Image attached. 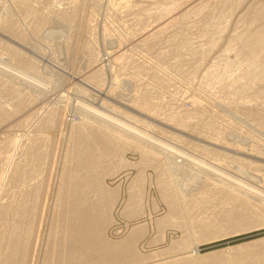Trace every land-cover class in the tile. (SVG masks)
<instances>
[{
  "label": "rangeland",
  "instance_id": "obj_1",
  "mask_svg": "<svg viewBox=\"0 0 264 264\" xmlns=\"http://www.w3.org/2000/svg\"><path fill=\"white\" fill-rule=\"evenodd\" d=\"M25 1L33 8L31 14H24L17 0H0V61L19 66L8 49L20 48L37 60L23 68L48 85L43 92L0 71V113H5L0 117V172L19 138L11 169L39 154L38 175L18 186L17 200L30 188L39 195L27 225L33 237L23 264H50L48 259L64 264L56 250L57 190L79 138L74 131L84 119L82 113L71 115L78 100L208 161L228 177L160 152L157 170L132 140L119 152L100 153L106 165L96 173L112 193L103 238L119 249L126 242L123 246L137 255L117 264H264V78L245 74L252 63L264 72V0H128L130 12L123 0ZM11 21L24 39L10 32ZM35 21H43L38 30ZM257 43L261 46L255 50ZM186 45L187 53L181 51ZM180 56L183 64L176 63ZM80 79L108 90L107 96L84 92ZM235 86L248 87L246 95L233 93ZM55 105L62 110L63 127H45L46 134L52 132L48 140L29 147L43 110ZM157 107L175 118L154 115L151 108ZM183 114L189 119L181 124ZM94 124L99 130V122ZM105 133L118 137L112 130ZM91 148L93 153L105 151L96 143ZM175 161L176 169L169 167ZM161 177L176 186L169 198ZM12 179L10 172L5 187ZM89 195L96 199L95 191Z\"/></svg>",
  "mask_w": 264,
  "mask_h": 264
},
{
  "label": "bare ground",
  "instance_id": "obj_2",
  "mask_svg": "<svg viewBox=\"0 0 264 264\" xmlns=\"http://www.w3.org/2000/svg\"><path fill=\"white\" fill-rule=\"evenodd\" d=\"M112 1H114V0H112ZM122 3H121L122 6L125 9L129 10L128 12H130V9L133 8V5L128 0H126V1L123 0ZM17 4H18L19 8L24 12V14L27 13V15H28V14L32 13L33 8L30 6V3L28 1L17 0ZM109 4H111V3L109 2ZM117 4H118V2H117ZM121 4L119 3V5H121ZM139 5H141V4H139ZM152 8H155V7L153 6ZM261 11H263V10H261ZM172 13H173V11H172ZM46 18L44 19L45 21L48 20ZM137 19H139V18H137ZM35 22H36L35 26L37 27L36 29L38 30L39 25H42L41 23L43 21L42 22L35 21ZM133 22H135V21L133 20ZM9 26H10L9 30H10V32H12L13 35H15L17 38L24 39L23 32L18 28V26L16 25L15 22L11 21L10 25H8V27ZM260 46H261V44L257 43L255 50H258V48H260ZM14 47H10V49H8V50L10 51L11 57L16 62H18L19 66H17V67L11 66L4 61L2 62V59H1L0 71H2V72L4 71L13 77H16V79H19L20 81L28 84L27 87H29L31 85L36 86L34 88L38 87V88L44 90L43 92H45L48 88V85L46 83L42 82L40 79H38L36 75L35 76H34V74L32 75L30 73V71L28 72V70L23 68L24 65L25 66L35 65L37 63L36 62L37 60L34 61L35 59L32 60V58L30 59V57L27 58L26 55H24L26 53L23 54L22 51L19 50L20 48L16 49ZM189 49H190V47L187 46L186 48H183V50H181V51H184L185 53H187V52H189ZM191 51H193V50H191ZM87 53H88V51H87ZM107 54L109 55L110 52ZM259 57H261V56H259ZM106 58H104V59H106ZM183 58L184 57L180 56L177 59L176 63L177 64H183V62H182ZM110 62H111V60H110ZM258 66H259L258 64L252 63L251 69L250 70L248 69L249 71L246 72L245 74L250 76V77L253 76L256 79L264 78V72L259 70ZM59 68H60V66H59ZM246 68H248V67H246ZM109 69H110V66H109ZM109 69L106 70V71H108L107 72L108 75L110 74ZM62 70H63V68H62ZM95 73H97V72H95ZM108 78L111 79V74L109 75ZM80 80L82 81V83H84V85L82 86V89H81L84 92L94 93V91H95L97 94H104L107 96L106 93L108 90L107 91L105 90L106 92L103 91L102 90L103 88H101L97 84L96 85L94 84L95 86L90 84L88 82L89 80H87V79H85V80L80 79ZM111 82L112 81L110 80L106 84H108V86H110L109 83H111ZM254 82H255V80H254ZM258 85H260V84H258ZM232 88H233V90H232L233 93L237 92L238 95L240 94L242 96L243 94H245L246 89L248 87L247 88H245V87L237 88V86H235ZM90 89H92V91ZM11 90L12 89H10V91ZM109 90H110V88H109ZM20 92H21V90H20ZM41 97H42V95H41ZM72 100H73V98H72ZM240 102H242V101H240ZM0 103H2V102H0ZM10 104H8L9 107H10ZM245 104L243 103V105H245ZM247 104L249 105V103H247ZM58 105H55L51 110H46V109L43 110L42 113H44L45 115H43L42 122L39 125V127L37 128L36 133L34 132L35 136H37V137L35 138L33 144L29 145V147L33 148V146H36L37 141L42 140V138L47 139V138H49V136H51L52 132L46 134L45 127L51 128V127L56 126L57 124L62 125L63 122L65 123V121L61 120V118H60V112L62 110L59 107L60 105L59 106ZM38 108H40V106ZM41 108L43 109V106ZM159 108L158 107L154 108V109L151 108V111L153 112L154 115L155 114L164 115V117L167 118L168 120L175 116L171 112L166 113V111H165V113H164L163 109H159ZM13 109H11V110H13ZM17 109H18V107L15 108L16 111H18ZM74 112L77 115L78 114L80 115V113H82L84 119L82 122H80L79 126L74 131L75 135L79 134V138H76V140H75L74 149L72 151V153H73L72 161H71V163L69 162L70 166L67 168H64L62 170V174L60 173L61 174V178L59 179L60 185H59V188L57 186L58 190L56 189L58 191V207L60 210L59 214L56 217L57 224H56V229H55V235L58 238L56 250H58V255H59L57 257L58 260L64 262V264H112V263L117 264V262H120V261H132L134 258L137 257V255L130 248H128L127 246H123V245L127 244L126 242H123L122 248L119 249L117 247L118 246L117 244H113V243H111L108 240H105L103 238V229H104L105 225L107 224V212L109 209V204L111 202L112 193H110L109 191L105 190L102 187L100 177L96 173V171H98L100 166L106 165L105 163H102L99 160L100 153H105L109 156V154H111V153L119 152L117 150H120L122 148L123 144L127 145V144H129L128 141L132 140L134 142H136V141L138 142L136 147H138V149L140 150L141 153H144L143 157L144 156L147 157V159L145 161H149V160L152 161L157 170L160 169L161 165L158 163V162H160L159 160H158V162H156V160H157L156 153L160 152L161 154L165 155V158L167 157V155H169L171 157L173 156L175 158L180 157L181 159L179 161L180 162L185 161L184 164L191 163V165L195 166L199 170H206L205 172H208V173L212 172L218 176L226 178L225 175L222 176L223 174L220 172V170L214 168V166H212L211 163H209L208 161H205L201 158H197V157H195V156H193V155H191L185 151H182V150L164 142L163 140L155 137V135L153 136L152 134H150L149 131L148 132L143 131L142 129L137 127V125L135 126L134 124L127 122V120L125 121V120L119 118L118 116H116V114L113 115L114 113L113 114L108 113V110L106 112L103 110V108L101 109L100 107L92 106L91 104H89L85 101L78 100L77 103H75V105L73 107V113L71 115H73ZM42 113H40L39 116L40 115L42 116ZM4 114L5 113L1 112L0 117H2ZM11 117H12V115H11ZM39 119H37V120H39ZM179 119H180L179 122L181 124H183L184 122H187V120L189 119V114H183L182 117ZM95 122H99V124H100V128H98L99 130L92 127L93 125H95L94 124ZM97 126H99V125H97ZM62 127H63V125H62ZM69 129H70V127H69ZM105 129L106 130L107 129L112 130L115 133H118V137H113L110 133L109 134L105 133ZM84 130L85 131L87 130V131L83 132ZM29 135H30V133H29ZM95 143H96L97 149L105 150V151H95L93 153L91 146ZM20 144H21V138H19L17 140L13 151H11L10 154H8L7 157L4 159V161H3V163L5 162L4 169L2 170V172H0V196H2L1 194L5 190V192L3 193V197H2V200L4 203L1 205L2 210H0V264H23L27 258L26 253H27L28 248L30 247L29 245H30V243L32 241V237H33L32 233H31V231L27 225H28V223H32L31 219L33 217V212L35 211V207H37V203H38L37 200L39 198L37 188L36 189L30 188L27 191L25 190V194L21 197V199L18 198V200H17V196L19 194L18 189L21 188L20 185H22L26 181V179H28V178L34 179L35 176L38 175L37 166L39 164V160H38L39 154L37 153V154L33 155L31 157V160L23 159L21 163L16 164V167L11 169L13 162H14V159H15V155H17L18 149L20 148ZM110 150H116V151H110ZM39 153H40V151H39ZM246 154H250V153H246ZM0 160H3L2 157H0ZM0 163H1V161H0ZM0 166H2V164H0ZM176 166H178L176 161L173 162L172 165H169V167H171V168H175ZM10 172H11V177L13 178L12 179L13 181H11L12 183L10 182L11 185H8L5 187V184L7 182V179H8ZM213 175H211V176L213 177ZM51 179H52V177H51ZM231 180H232V178H231ZM160 181L164 183V189L162 188L163 192H164V196L166 198L171 197L176 186H172V184L166 179V177L159 178V182ZM234 181H236V180H234ZM37 183L35 185H37ZM236 184L241 186L240 184H238V182ZM166 185H167V187H166ZM18 186H20V187L18 188ZM41 187H42V185H41ZM242 187H243V185H242ZM247 188H249V187H247ZM21 191H23V190H21ZM93 191H95V193H96V196H95L96 199H92V197H90V195H89ZM251 191H253V190H251ZM39 200H41V199H39ZM44 200H43V203H44ZM40 209L41 208L39 206V210ZM41 215H42V212H41ZM38 216H40V215H38ZM38 218L40 219V217H38ZM37 223H36V225H37ZM33 225H34V223H33ZM39 225H37V226H39ZM36 230L38 231L39 228ZM37 231H35V232H37ZM39 235H40V233H39ZM33 240H35V239H33ZM36 240H38V239L36 238ZM36 243H37V241H36ZM37 245L38 244H35V246H37ZM196 252H197V250H195L194 253L196 254ZM34 253L32 252L31 255H33ZM46 258H47V256H46ZM48 260H49V262L51 261L50 264H55V263H53L52 260H50V259H48Z\"/></svg>",
  "mask_w": 264,
  "mask_h": 264
}]
</instances>
